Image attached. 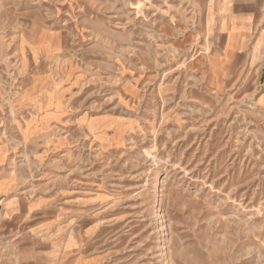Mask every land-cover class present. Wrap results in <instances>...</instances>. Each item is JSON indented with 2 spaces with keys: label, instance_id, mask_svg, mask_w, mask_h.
<instances>
[{
  "label": "rangeland",
  "instance_id": "rangeland-1",
  "mask_svg": "<svg viewBox=\"0 0 264 264\" xmlns=\"http://www.w3.org/2000/svg\"><path fill=\"white\" fill-rule=\"evenodd\" d=\"M0 0V264H264V0Z\"/></svg>",
  "mask_w": 264,
  "mask_h": 264
},
{
  "label": "crops",
  "instance_id": "crops-1",
  "mask_svg": "<svg viewBox=\"0 0 264 264\" xmlns=\"http://www.w3.org/2000/svg\"><path fill=\"white\" fill-rule=\"evenodd\" d=\"M236 1H238V0H236ZM240 1L242 3H244L245 5H246V3L249 4L248 6H246L250 11L249 17H256V13H254V10H255L254 4H257L258 0H240Z\"/></svg>",
  "mask_w": 264,
  "mask_h": 264
}]
</instances>
